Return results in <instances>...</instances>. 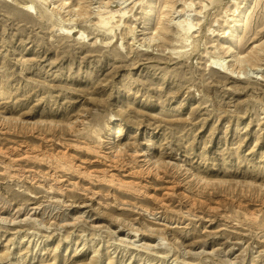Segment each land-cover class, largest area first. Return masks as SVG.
<instances>
[{"label": "rangeland", "instance_id": "obj_1", "mask_svg": "<svg viewBox=\"0 0 264 264\" xmlns=\"http://www.w3.org/2000/svg\"><path fill=\"white\" fill-rule=\"evenodd\" d=\"M53 1L0 0V264H264V45L227 52L264 41V0Z\"/></svg>", "mask_w": 264, "mask_h": 264}, {"label": "bare ground", "instance_id": "obj_2", "mask_svg": "<svg viewBox=\"0 0 264 264\" xmlns=\"http://www.w3.org/2000/svg\"><path fill=\"white\" fill-rule=\"evenodd\" d=\"M59 1H61V2H60V4H57V5H55V3H54L55 1H53L52 2L53 6H55V8H57L58 11L67 8V9H65V11L67 12L68 15H70V17L68 18L69 22L71 20L72 21L74 20L73 17H72L73 15L82 16V15L86 14V10L85 9L77 11L75 7H69V5H66V4H68L67 0H59ZM123 2H125V1H123ZM122 3L120 4L119 9L107 10L104 13H101V12L97 13V16L99 18L98 24L102 28H104L105 30L108 31L111 28L110 24L112 22V19L115 17V14L117 12L121 13L122 15H124L126 13L125 10L122 7ZM164 8L166 9V11L169 8H172L171 3L169 1L166 2L164 4ZM72 12H73V15L71 14ZM173 13H175V11H173ZM169 18H170V16H168V13H165L164 14V18L159 19L158 24H157L158 26L154 29V32L145 36L146 37L145 40L147 41L148 44L150 42H152V41H155L156 39H160V38H164L165 37L164 34L169 32V27H168V25H166L164 23V20L166 22H170L172 19H169ZM147 19H148V22H147V24H145L144 34H147L148 33L147 31L150 30V18H147ZM194 27H195V24L193 22L187 21V20H183V21L178 22L176 24V33L181 35V36H183V39L186 41V40H188V34L189 33L192 34L194 32ZM133 31H134L133 29H131V28L129 29V33H133ZM262 45H264V41H262L259 46L256 45L255 47H252L251 50L247 53V55L246 54L245 55H241L240 52H235L234 53L233 52L234 47L230 45V46L227 47V52H231L232 51V53L230 54L231 60H229V61L233 62L236 66L243 65V63H246V62L251 64V65H255V61L258 60L259 54L263 50V46ZM223 61H225V59H222V60H220V59H212L210 66L212 68H214L215 70H218V71H222L223 70L222 72H224V69L227 70L228 68H225V66L223 64ZM239 68L242 69V67H239ZM231 72L232 73L238 72L237 75H240L239 73H241L240 70L236 71L235 69H232ZM120 128H121L120 125L117 126V127L116 126L115 127L114 126L111 127V129L109 130L110 134L108 136L109 137L112 136V135L115 136L116 132H118L120 130ZM110 148H113L112 154L114 156L121 155L122 152H124V150H125V147H122L121 145H118V144H116L115 146H111ZM44 157L52 158L51 159V165H54L55 166L54 168H59V169L67 170V171L77 172L79 174H82L85 177L90 178V179L92 177L99 178L100 181H104L106 183L112 184L113 186H116L118 188L126 189V191H132V192L140 193V191L142 190L141 186H139L137 184H134L133 181H132L133 183L132 182H125L124 179H122L121 177H118L117 175H115V173L110 172V171H106V172H104L102 174V176H99V175L93 174L87 168L81 170L75 164V162H73V160L71 158H69L64 153L61 154V155H56V156H48V155L46 156L45 154H43L41 152L39 153L36 150L33 151V158L38 159V160L41 161V160L44 159ZM144 162L148 164V171L149 172H152L155 176H157L159 174V169L162 167L160 162H158L156 160L151 162V158L150 157L147 158V156H144ZM261 188H262V185H261ZM263 189H264V187H263ZM142 193H143V191H142ZM159 201L162 202L163 199H160ZM136 232H137V230H136Z\"/></svg>", "mask_w": 264, "mask_h": 264}]
</instances>
